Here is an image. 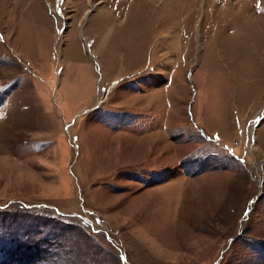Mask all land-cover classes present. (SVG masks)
Instances as JSON below:
<instances>
[{
    "label": "rangeland",
    "instance_id": "374dc122",
    "mask_svg": "<svg viewBox=\"0 0 264 264\" xmlns=\"http://www.w3.org/2000/svg\"><path fill=\"white\" fill-rule=\"evenodd\" d=\"M264 264V0H0V264Z\"/></svg>",
    "mask_w": 264,
    "mask_h": 264
},
{
    "label": "trees",
    "instance_id": "16d2710c",
    "mask_svg": "<svg viewBox=\"0 0 264 264\" xmlns=\"http://www.w3.org/2000/svg\"><path fill=\"white\" fill-rule=\"evenodd\" d=\"M18 264H23V263H18Z\"/></svg>",
    "mask_w": 264,
    "mask_h": 264
}]
</instances>
